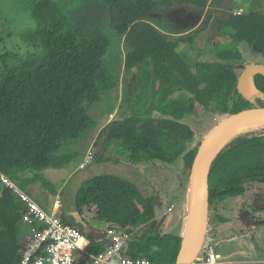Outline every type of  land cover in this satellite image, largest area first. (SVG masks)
I'll use <instances>...</instances> for the list:
<instances>
[{"label": "trees", "instance_id": "obj_1", "mask_svg": "<svg viewBox=\"0 0 264 264\" xmlns=\"http://www.w3.org/2000/svg\"><path fill=\"white\" fill-rule=\"evenodd\" d=\"M100 1L109 8L111 29L120 35L122 80L113 78L104 66L109 48L106 34L99 28L86 30L71 23L55 0L30 4L36 27L28 41L42 47L44 58L39 61L38 55L17 52L0 56V177H7L30 196L33 184L46 181L39 174L42 170L60 168L78 157L73 146L95 126L89 108L102 90L122 82L121 99L109 112L111 115L117 107L116 115L98 131L90 150L86 148L90 163L139 166L158 161L176 165V190L184 198L185 214L180 218L184 226L163 230L155 219L159 195L144 194L134 182L116 174L94 175L83 181L75 204L78 209L95 207L96 219L129 234L121 250L123 257L172 264L186 233L192 168L201 141L182 119L196 114L198 106L212 114H228L253 103L251 96H243L237 88L238 70L246 63L239 45L247 43L264 57V12L230 11L217 21L216 38L228 41L218 46L219 41L210 37L201 46L197 36L207 28L215 1ZM158 4L194 7L204 19L184 31H163L148 19ZM253 80L255 103L262 104L264 75L256 74ZM255 184L264 185V127L230 138L216 155L211 168L208 229L211 223L232 220L241 224L239 231L248 229L249 213H259L249 203L255 199L250 197ZM230 199L238 202L234 218ZM144 204L149 205L148 212L142 211ZM24 214L21 199L4 183L0 191V264L17 261L21 238L29 229ZM59 217L82 230L89 239L90 253L104 252L110 238L93 236L72 215L60 212ZM79 256L78 264H92L89 257Z\"/></svg>", "mask_w": 264, "mask_h": 264}, {"label": "rangeland", "instance_id": "obj_2", "mask_svg": "<svg viewBox=\"0 0 264 264\" xmlns=\"http://www.w3.org/2000/svg\"><path fill=\"white\" fill-rule=\"evenodd\" d=\"M33 1L0 0V56L4 53L17 52L16 54L19 53L21 56L27 54L38 55L41 57L39 61L44 58L45 52L42 47H34L28 41L29 33L36 27L30 11V4ZM55 1L64 10L71 23L86 30L99 28L106 34L109 39V48L104 56V66L113 78L117 79L119 76L121 77L123 48L120 35L115 33L109 25L108 6L100 0ZM212 1H215V3L212 5V10L210 9L211 16L208 26L197 36V43L201 46L210 37H215L214 40L219 41L218 46L220 42L223 44V42L228 41L226 37L218 39L216 36L218 29L217 21L223 20L230 11L234 12L237 10L238 12L241 9L243 12L251 10L264 12V0ZM199 18L201 22L204 16H201V11L199 12L194 7L178 6L177 8H173L161 4L156 5L148 16V19L154 25L167 32L184 31L194 25ZM239 47L245 57V65L248 63L264 64V57L259 50L249 47L247 43H241ZM241 70L239 68L238 75ZM130 75V71L126 72L127 77ZM122 92V82L116 87H107L101 91L98 100L88 110L89 115L95 122V126L87 133L85 139L73 146L74 151L78 153V157L60 168H46L42 170L39 174L46 181H38L36 184H33L28 193L45 210H48L50 206L53 207L54 204L56 205L58 202L55 203L54 201L56 198H59V206L56 205L54 208L58 209L59 212L74 216L73 218L77 221H82L85 229L93 236L98 237L101 234L106 235L110 225L95 218V207L81 206L78 209L75 204L76 192L83 181L94 175L116 174L134 182L144 194L159 195L160 201L156 205L155 219L163 230L182 229L184 225L181 224L180 218L185 214V209L183 208L184 198L182 199L180 190L178 188L176 190V187H178L177 180L175 179L176 165H167L158 161L141 163L139 166L113 162L90 163L92 159H89L90 154H88L89 152H87L86 148L91 145L102 123H106L105 121L109 112L119 102L118 98L122 95ZM250 96L251 101L255 103L256 100L253 93ZM221 116L222 114H212L208 109L198 106L196 114L183 118L182 122L191 125L196 130L197 135L202 138L206 131ZM261 127H264V125L251 126L248 129H243L239 134ZM79 161H81L80 166L70 174L77 164H79ZM45 182L47 185L44 184ZM3 185L4 183L0 181V191ZM54 191H57V193L53 199ZM252 191L254 193H250V197L255 198L254 200L256 201L251 200L249 203L259 213H249L248 221L251 226L248 229L239 231L241 230V224L234 222V220L219 224L211 223L209 226L210 230L208 229V231L211 233L209 234L217 233V236L220 237L214 245L216 254L219 256L217 264H263L251 259H261L264 257V185L255 184L252 186ZM259 196L261 199L258 198ZM228 205L233 209L230 213L234 218L238 208L237 199H230ZM141 209L144 212H148L149 205H141ZM188 214L189 209L186 211V215ZM253 217L258 218V220L253 219ZM214 227H216L215 232L212 231ZM111 228L117 230L115 227ZM230 230L237 233V237L223 239L222 237L225 236L223 234L229 233L228 231ZM199 254L202 255L201 252ZM244 259H247L246 262L242 261ZM238 260L241 262L237 263Z\"/></svg>", "mask_w": 264, "mask_h": 264}, {"label": "built area", "instance_id": "obj_3", "mask_svg": "<svg viewBox=\"0 0 264 264\" xmlns=\"http://www.w3.org/2000/svg\"><path fill=\"white\" fill-rule=\"evenodd\" d=\"M1 179L21 199L25 207L23 220L29 225L21 238L17 261L13 264H78L79 253L89 257L92 264H148L145 260L123 257L121 250L129 234L111 227L105 235L110 242L104 252L97 255L90 253L87 250L89 239L82 230L59 217V210L54 208L59 204V198L54 201L58 202L56 205L45 210L7 177L2 176ZM209 233L207 230L200 251L202 255H198L195 264H217L219 256L214 245L220 237L217 233Z\"/></svg>", "mask_w": 264, "mask_h": 264}, {"label": "water", "instance_id": "obj_4", "mask_svg": "<svg viewBox=\"0 0 264 264\" xmlns=\"http://www.w3.org/2000/svg\"><path fill=\"white\" fill-rule=\"evenodd\" d=\"M256 74L264 75V64H246L237 79V88L243 96H250L257 87L254 83ZM264 116V103H251L231 113L222 114L201 138L195 154L192 168V194L186 233L172 264H195L202 249L208 230L211 168L219 150L228 141L224 140L229 127L246 118Z\"/></svg>", "mask_w": 264, "mask_h": 264}, {"label": "bare ground", "instance_id": "obj_5", "mask_svg": "<svg viewBox=\"0 0 264 264\" xmlns=\"http://www.w3.org/2000/svg\"><path fill=\"white\" fill-rule=\"evenodd\" d=\"M255 125H264V116L250 117V118L242 119L232 124L229 127L224 140L235 137L236 135L239 134L240 131L242 132L243 129H248V127Z\"/></svg>", "mask_w": 264, "mask_h": 264}, {"label": "crops", "instance_id": "obj_6", "mask_svg": "<svg viewBox=\"0 0 264 264\" xmlns=\"http://www.w3.org/2000/svg\"><path fill=\"white\" fill-rule=\"evenodd\" d=\"M239 11H241V9H239ZM235 12H237V10L235 11ZM203 16V15H202ZM201 18V17H200ZM200 18H199V20L197 21V24L200 22ZM194 26H197L196 24L194 25ZM161 29V28H160ZM161 30H163V29H161ZM163 31H165V30H163ZM188 31V30H187ZM186 32V31H185ZM120 99H121V96L118 98V101H120ZM117 101V102H118ZM119 103V102H118ZM117 103V104H118ZM116 111H117V107H116V109L113 111V113L111 114V115H109V117L106 119V123L115 115V113H116ZM106 123H102V125L99 127V130L106 124ZM98 133V132H97ZM95 138V137H94ZM93 138V139H94ZM93 141V140H92ZM91 144H92V142H91ZM90 148V145H89V147H88V149ZM90 150V149H89ZM76 169H73L71 172H70V174L72 173V172H74ZM70 176V175H69ZM229 229V228H228ZM216 231V230H215ZM214 231V232H215ZM229 233H226V234H223V235H225V236H223L222 238L223 239H230V238H234V237H237V233H235V232H233V231H228ZM243 252V251H242ZM254 257H256V256H254ZM246 260L247 259H244V260H242V261H245L246 262ZM251 260H253V261H257V262H262L263 264H264V257H262L261 259H251ZM241 261H237V263H240Z\"/></svg>", "mask_w": 264, "mask_h": 264}]
</instances>
